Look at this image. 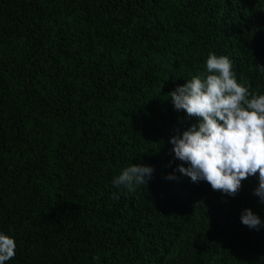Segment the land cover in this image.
<instances>
[{"label": "trees", "instance_id": "obj_1", "mask_svg": "<svg viewBox=\"0 0 264 264\" xmlns=\"http://www.w3.org/2000/svg\"><path fill=\"white\" fill-rule=\"evenodd\" d=\"M227 56L264 94V0H0V230L6 264H264L249 176L235 196L176 171L196 122L168 93ZM154 169L133 192L112 179Z\"/></svg>", "mask_w": 264, "mask_h": 264}, {"label": "clouds", "instance_id": "obj_2", "mask_svg": "<svg viewBox=\"0 0 264 264\" xmlns=\"http://www.w3.org/2000/svg\"><path fill=\"white\" fill-rule=\"evenodd\" d=\"M174 110L196 118L190 127L169 138L175 159L181 163L175 172L192 182H207L215 191L235 196L242 181L257 176L253 194L264 203V94H252L236 79L232 61L211 53L206 71L185 80L168 93ZM154 169L147 164H131L113 177L112 185L133 192L147 184ZM242 224L250 229L264 227V217L251 208L241 212ZM15 237L0 230V264L15 255Z\"/></svg>", "mask_w": 264, "mask_h": 264}]
</instances>
